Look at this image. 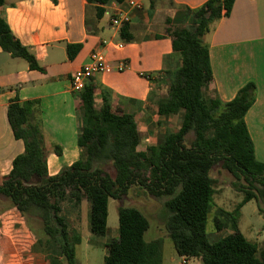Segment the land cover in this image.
Masks as SVG:
<instances>
[{"label":"trees","instance_id":"obj_1","mask_svg":"<svg viewBox=\"0 0 264 264\" xmlns=\"http://www.w3.org/2000/svg\"><path fill=\"white\" fill-rule=\"evenodd\" d=\"M85 1L97 5L96 17L100 19L104 6L125 0ZM234 1L208 0L198 8H186L183 25L167 29L181 66L164 73L168 91L158 103V113L181 112L182 121L177 131H167L144 151L137 149L141 139L133 116L112 111L106 96L96 105L94 87L89 83L74 93L83 114L77 136L81 158L50 176L39 102H9L7 121L13 138L22 142L23 152L13 159L10 172L0 177V199L9 203L8 210L19 214L27 230L23 232L14 221L19 236L15 241L28 243L29 234L55 240L59 259L53 261L75 264L79 237L71 235L60 215L61 205L86 202L89 231L101 238L107 233L108 201L112 199L121 202L117 208V237L102 243L106 249L103 264H161L162 239L147 241L148 220L135 207L122 203L136 186L163 202L164 230L180 257L200 259L201 264H264V249L259 250L236 229L244 204L264 202V163L254 155L244 121L255 100V85L246 84L227 103L208 99L203 92L212 79L204 37L220 19L229 16ZM3 3L0 0V7ZM127 25L121 26L120 36L130 42ZM0 49L25 61L29 70L43 71L1 18ZM79 49L80 45H68V58L73 59ZM53 151L60 156L59 146ZM217 166L234 179L232 186L242 194V200L232 213L220 210L232 221L234 231L209 243L205 228L215 195L210 173ZM216 228L220 229L218 223Z\"/></svg>","mask_w":264,"mask_h":264},{"label":"crops","instance_id":"obj_2","mask_svg":"<svg viewBox=\"0 0 264 264\" xmlns=\"http://www.w3.org/2000/svg\"><path fill=\"white\" fill-rule=\"evenodd\" d=\"M206 1L125 0L104 6V13L98 19L97 5L85 0H4L0 18L35 56L43 71L29 70L25 61L0 49V177L10 172L13 159L23 152L22 142L13 138L7 121V106L13 99L39 102L50 176L81 158L77 136L83 114L79 100L70 89V79L97 49L113 65L120 60L128 64L123 72L95 75L91 84L96 105L106 96L112 111L133 116L141 139L137 149L144 151V144L154 145L169 128L175 126L177 131L181 126V112L158 113V103L166 98L168 91L164 73L181 66L167 29L181 27L185 9L198 8ZM119 13L129 17L126 33L130 42L122 39L120 29L111 24L112 17ZM204 43L208 46L212 71V79L203 89L206 98L227 103L246 84L255 85V100L244 121L254 155L264 163V139L256 127L264 123V0H235L229 16L216 23L204 37ZM117 44L122 47L118 48ZM68 45H80L73 59L67 56ZM140 73H159L163 78L151 85ZM54 146L61 148L60 156L54 153ZM70 204L61 205L64 216L76 213L82 218L85 214L89 225L86 204L81 202L71 212ZM67 224L71 235H78L79 244L80 232ZM55 259H59L58 252L52 251L48 264H60ZM22 264H34L32 256L28 255Z\"/></svg>","mask_w":264,"mask_h":264},{"label":"rangeland","instance_id":"obj_3","mask_svg":"<svg viewBox=\"0 0 264 264\" xmlns=\"http://www.w3.org/2000/svg\"><path fill=\"white\" fill-rule=\"evenodd\" d=\"M256 127L261 131L259 132L260 136H263L264 139V123L256 124ZM174 129L175 126L169 128L168 131H174ZM190 138L188 137L186 144ZM148 146L150 145L144 144L143 148L146 149ZM210 176L215 182V195L207 215L205 231L207 241L213 243L234 231L232 221L221 215L220 210L232 213L242 200V194L232 186L234 179L219 166L212 169ZM120 203L112 199L108 201L107 233L101 238L91 235L85 214H82L81 218L76 213L64 216L63 212H60V215L69 223L71 228L80 232L81 241L75 246V264H103L106 249L102 243H107L117 237V208ZM122 203L123 206L135 207L148 220L149 229L145 233L147 241L162 239V264H182L183 258L176 254L172 242L164 230L163 202L149 197L144 190L133 186ZM9 206V203L0 199V264H22L23 261L27 260L28 255L32 256L34 264H48L51 260L52 251H57V241L39 239L35 234L34 236L29 234L28 243L15 241V237L19 236L16 235L13 228L14 221L18 222V226L23 232H27V230L19 214L13 210H8ZM69 208L71 212L75 207L71 203ZM217 223L220 225V229L216 228ZM236 229L245 239L256 244L259 250L264 249V202L251 200L244 204L236 221ZM19 240L22 241V238ZM22 245H25L26 248L30 246L29 249L27 248L30 252L28 253ZM59 263L64 264L61 260ZM186 264H201V262L197 259H190L186 261Z\"/></svg>","mask_w":264,"mask_h":264},{"label":"built area","instance_id":"obj_4","mask_svg":"<svg viewBox=\"0 0 264 264\" xmlns=\"http://www.w3.org/2000/svg\"><path fill=\"white\" fill-rule=\"evenodd\" d=\"M133 7L140 8L138 4H133ZM129 17L125 14L119 13L112 17L111 24L116 28H121L123 24H128ZM118 48L122 47V44H117ZM128 64L124 60H120L116 65L107 61L103 52L99 49L90 53L88 61L73 72L70 79V89L73 93L80 92L86 84L91 83L93 77L98 74H110L114 71L120 73L127 69ZM139 76L149 82V84H157L161 81L162 74L159 73H140ZM183 264H186L185 260H182Z\"/></svg>","mask_w":264,"mask_h":264}]
</instances>
